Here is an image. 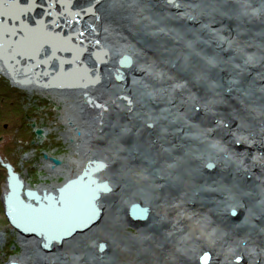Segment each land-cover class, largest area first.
I'll return each mask as SVG.
<instances>
[{
    "label": "bare ground",
    "instance_id": "6f19581e",
    "mask_svg": "<svg viewBox=\"0 0 264 264\" xmlns=\"http://www.w3.org/2000/svg\"><path fill=\"white\" fill-rule=\"evenodd\" d=\"M40 1L0 6V74L73 95L78 119L64 118L83 163L63 172L45 161L58 186L19 179L56 193L100 161L93 176L110 190L70 189L55 218L14 204L19 226L52 241L22 237L39 252L10 264H264V0ZM93 200L97 220L80 228Z\"/></svg>",
    "mask_w": 264,
    "mask_h": 264
},
{
    "label": "rangeland",
    "instance_id": "374dc122",
    "mask_svg": "<svg viewBox=\"0 0 264 264\" xmlns=\"http://www.w3.org/2000/svg\"><path fill=\"white\" fill-rule=\"evenodd\" d=\"M40 4H43V0L40 1ZM58 4L62 5L61 3ZM50 9L53 10V8ZM70 13L66 15L67 18H70ZM50 16L54 18V14L52 15L51 12ZM153 73L157 74V72ZM0 87L5 90L0 91V136L3 137V141H0V152L3 151L5 155L13 158L10 162L16 166L19 175L24 179L27 186L37 187L41 184L58 186L64 177L47 171L45 161H49L51 169L53 168V163L49 157L61 161L56 166L57 168L52 170L60 169L63 172L77 170L83 163V160L79 161V152L75 147L80 132L64 118L71 115V119L75 121L78 119L74 111L69 112V108L72 106L71 101L74 99L73 95L69 92L47 91L45 89H34L30 92L28 89L14 86L3 74H0ZM14 100L22 103L23 109L27 113L24 114V110L21 114L17 113L18 110L11 111L10 106ZM4 124L8 125L7 131L3 129ZM34 129H41L42 136L37 137ZM43 131L48 134L46 138L43 137ZM11 146L12 148H10ZM44 155L48 158H44ZM2 161L8 162L5 159ZM6 177L4 166L0 163V264H9L19 260L27 250L32 253L36 250L39 252L38 245L36 246L34 243L28 244L29 246L25 250L21 242L22 237L23 239H35L34 236L26 235L25 237L17 229L11 227L5 217L2 203L3 196L7 191ZM200 221L198 225L202 233L211 236L210 231L207 232L206 223ZM126 230L129 234L135 233L134 228H127ZM188 235L185 234L182 239H190ZM98 249H100V245ZM197 258L200 259L201 257L197 254ZM228 260L237 261V258L233 257Z\"/></svg>",
    "mask_w": 264,
    "mask_h": 264
},
{
    "label": "water",
    "instance_id": "95a60500",
    "mask_svg": "<svg viewBox=\"0 0 264 264\" xmlns=\"http://www.w3.org/2000/svg\"><path fill=\"white\" fill-rule=\"evenodd\" d=\"M7 0H3V3H0L1 8L3 9L5 2ZM7 18V16H5ZM57 19V18H55ZM10 22L13 25H19L21 23V21L16 22V24L14 23L15 20L13 17H9ZM17 21V20H16ZM56 23L54 30H56V26H60L59 28H61V20H55ZM24 23H26L24 21ZM65 24V23H64ZM3 26L0 25V33H1V28ZM60 30V29H59ZM2 34V33H1ZM17 36V35H16ZM63 36V35H61ZM18 37V36H17ZM10 42L13 41L12 37L9 40ZM39 56V55H37ZM19 60L22 59V61L26 62L28 61V57H20L18 56ZM60 58V56L58 57ZM125 58H120L119 59V63L121 65L125 64L123 63ZM18 60V61H19ZM42 63V62H41ZM123 63V64H122ZM4 66L6 68H8V65L6 66L5 63H3ZM43 64H45L43 62ZM42 64V65H43ZM46 69V68H45ZM9 70V68H8ZM49 72V70H47ZM60 72V70L58 71ZM10 73V72H9ZM11 74V73H10ZM11 76L13 77V80H16L15 76L11 74ZM18 81V80H16ZM19 82L21 84H25L27 81L24 79L23 80H19ZM36 84H38L40 87L43 88H47V87H52L53 85L48 82H42V81H34ZM92 82H94V80H92ZM58 87H63V86H58ZM34 126V124H33ZM35 130V134L37 137L42 136V130L41 129H34ZM44 158H48L46 155H44ZM49 160L53 163V166H57L61 163L60 160L53 158V157H49ZM1 164L7 169V191L3 196V205H4V214L5 217L7 219V221L9 222V225L15 229H17L21 234H24L25 236H29V235H35L37 238L40 239V248H43L44 250H48L49 249V245L51 244V239H49V236L46 235L44 232L42 231H31L30 229L27 228H23L21 226H19V224L17 223L16 219L11 215L12 213V207H14L15 205H19L20 208H27V209H40V208H50L52 206H55L57 208L62 207L63 203H64V199H62V197L66 194L69 193L70 189H89L92 190L93 192L96 191L97 195H99V193L103 190V191H108L110 190L108 184L106 181H98L96 177L93 176V174L95 172H97V170L102 169L103 167V163L100 161H88L85 164V167L82 169V171L77 174L74 178L68 179L66 180L62 185H60L57 189H56V193L54 192H46L45 190H42L41 193H39L37 190L35 189H27L24 188L23 189V185L21 184V180L19 179V175L13 170V167L11 166L10 163L8 162H1ZM22 185V186H21ZM23 189V190H22ZM88 191V190H87ZM22 195L24 196V198L22 197ZM87 199V197L85 198V200ZM96 206V204L93 203L90 205V203L88 204L89 206V210H88V215H87V220H83L82 224L79 226L80 228L85 227L86 225H88L91 222L96 221L97 219V213H98V208L96 209V212H91V207L92 206ZM94 209V208H93ZM91 212V216L89 217ZM130 214L132 215V217L134 218H143L146 215V209L140 207L137 204H133L130 207ZM44 213H48V212H44ZM76 231V230H75ZM74 231H72L73 233ZM70 232H67L66 234H62V236L58 239H56L57 241H61L62 238H68L69 236H71ZM204 257H206V254H204L200 259L202 260Z\"/></svg>",
    "mask_w": 264,
    "mask_h": 264
},
{
    "label": "snow or ice",
    "instance_id": "6c2138e0",
    "mask_svg": "<svg viewBox=\"0 0 264 264\" xmlns=\"http://www.w3.org/2000/svg\"><path fill=\"white\" fill-rule=\"evenodd\" d=\"M57 2H59V3H61V4H64V3L71 4V3H74V0H57ZM0 3H3V0H0ZM37 7H42V5L37 4ZM53 23H56V21H53ZM79 35H80V36H83L84 33H80ZM65 50H67V49H65ZM64 210H65V209H64L63 206H62V207H59V208H57V207H55V206H52V207L47 208V209H45V208H40V209H32L31 211H32L33 213H37V214H39V213H44V212H48V213L53 214V218H55V215H56L57 213H60V212H62V211H64Z\"/></svg>",
    "mask_w": 264,
    "mask_h": 264
},
{
    "label": "flooded vegetation",
    "instance_id": "af4514ba",
    "mask_svg": "<svg viewBox=\"0 0 264 264\" xmlns=\"http://www.w3.org/2000/svg\"><path fill=\"white\" fill-rule=\"evenodd\" d=\"M7 128H8V125H6V124H4V126H3V129L5 130V131H7ZM0 141H3V137H1L0 136ZM3 153V154H2ZM2 153L0 152V163H1V161H2V159H5L6 161H8V163L12 160V158L10 157V156H8V155H5V153L2 151ZM3 162V161H2ZM10 164H11V166L13 167V170L16 172L17 171V169H16V166L15 165H13L11 162H10ZM2 165V164H1ZM4 170H5V174L6 175H8L7 174V169L4 167ZM18 175H19V172L17 171L16 172ZM6 181H7V177H6ZM3 204V203H2ZM3 207H4V205H3ZM3 212H4V210H3Z\"/></svg>",
    "mask_w": 264,
    "mask_h": 264
},
{
    "label": "trees",
    "instance_id": "16d2710c",
    "mask_svg": "<svg viewBox=\"0 0 264 264\" xmlns=\"http://www.w3.org/2000/svg\"><path fill=\"white\" fill-rule=\"evenodd\" d=\"M0 91L3 92V91H5V90H4L2 87H0ZM7 94H9V93H7ZM10 103H11V102H9V104H10ZM24 104H25V103H24ZM10 105H11V104H10ZM23 106H24V105H23L22 103L17 102V101L14 100V102H12V105L10 106V110H11V111H17V110H18L17 113H20V114H21V113H22V110H24V109H23ZM8 112H9V111H8ZM25 113H27V111L25 112V110H24V114H25ZM28 138H29V137H28ZM10 148H12V146H11ZM12 159H13V158H12ZM16 172H17V171H16Z\"/></svg>",
    "mask_w": 264,
    "mask_h": 264
}]
</instances>
